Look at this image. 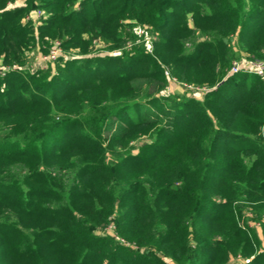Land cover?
<instances>
[{"label":"trees","instance_id":"1","mask_svg":"<svg viewBox=\"0 0 264 264\" xmlns=\"http://www.w3.org/2000/svg\"><path fill=\"white\" fill-rule=\"evenodd\" d=\"M53 40L82 57L0 76V264H264V83L228 72L264 60V0H0L1 67Z\"/></svg>","mask_w":264,"mask_h":264},{"label":"rangeland","instance_id":"2","mask_svg":"<svg viewBox=\"0 0 264 264\" xmlns=\"http://www.w3.org/2000/svg\"><path fill=\"white\" fill-rule=\"evenodd\" d=\"M23 5L22 1H17L14 4H7V8H15V7H20ZM47 14L43 12L42 10L39 9H33L31 10L28 15L25 17V22H31L34 26L38 25L39 23H42V20L46 18ZM124 24H126L127 30L132 36L131 38H128L126 42L124 43L123 47L121 50L125 49L127 51L133 49L135 46H140L143 47L145 51L150 52L152 51V42L156 39V36L151 33V31L144 25L136 20H124ZM34 28V27H33ZM55 43L59 44L58 48H55ZM50 45L46 46L45 49L39 50L38 48H34L31 51L27 52L24 61L22 65H15L14 69L17 70L18 72L24 73V72H35L36 70H43L46 71L48 68H55L57 63L59 61L65 62L68 60H77L80 59L82 56L78 54L77 51L75 50H65L62 45L60 40H53L49 43ZM58 49L59 51L57 52V57L55 59H51V56L47 58L50 53L53 50ZM119 50H110L108 44H105L101 40H93L92 41V46L91 50L88 55L85 57L87 58H92V57H104V56H116L119 54ZM244 54H240V59L235 60L232 62L231 67H235L238 69L237 72H243L246 73L247 75H255L253 73H247L245 72V65L249 61H258L262 62L264 64V60H258V59H244ZM230 72V71H228ZM164 74L168 77V83L167 87L162 91L163 95H178L179 97H189V98H194L196 100H200L203 97V94L207 91L205 88H199L195 87L192 85H188L185 83H180L177 82L175 79L170 78L167 70H164ZM230 74H235V73H230ZM257 76V75H255ZM259 77V76H257ZM261 81L264 83V76L259 77ZM147 106L151 105H146L143 110L147 109ZM152 107V106H151ZM262 133H264V129H262ZM147 141L146 138H141L136 142H131L130 145L131 147L133 145H137L140 142H145ZM113 224L106 226L104 229V232L108 234L109 236L115 235V230L113 229L114 227L112 226ZM251 231L250 234L257 238L261 241L260 243V250L264 251V239L261 235V230L256 224L251 223ZM249 227V225H248ZM123 242V241H122ZM123 244L130 245L134 248H136L133 244H129L124 242ZM143 249H139L140 252H143ZM250 259V258H249ZM248 259V260H249ZM168 264H176L174 261L170 259H165ZM245 260L244 259H236V258H230L228 261V264H244Z\"/></svg>","mask_w":264,"mask_h":264},{"label":"built area","instance_id":"3","mask_svg":"<svg viewBox=\"0 0 264 264\" xmlns=\"http://www.w3.org/2000/svg\"><path fill=\"white\" fill-rule=\"evenodd\" d=\"M58 47H59V44L55 43V48H58ZM58 51H59L58 49L53 50L47 58L51 56V59H55L58 56L57 55ZM13 69L14 68L0 66V76L5 75V73ZM237 71L238 69L235 67L230 68V73H237ZM245 72L253 73L259 77H263L264 76V64L258 61H249L245 65Z\"/></svg>","mask_w":264,"mask_h":264}]
</instances>
